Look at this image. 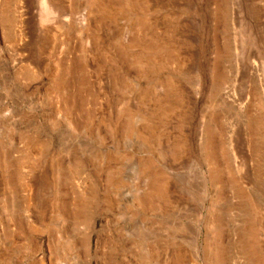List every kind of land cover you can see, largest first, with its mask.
<instances>
[{
  "label": "rangeland",
  "instance_id": "1",
  "mask_svg": "<svg viewBox=\"0 0 264 264\" xmlns=\"http://www.w3.org/2000/svg\"><path fill=\"white\" fill-rule=\"evenodd\" d=\"M0 264H264V0H0Z\"/></svg>",
  "mask_w": 264,
  "mask_h": 264
}]
</instances>
